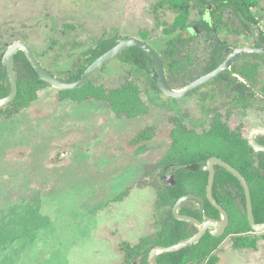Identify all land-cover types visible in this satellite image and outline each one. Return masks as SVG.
<instances>
[{
    "label": "rangeland",
    "instance_id": "374dc122",
    "mask_svg": "<svg viewBox=\"0 0 264 264\" xmlns=\"http://www.w3.org/2000/svg\"><path fill=\"white\" fill-rule=\"evenodd\" d=\"M257 3L262 17L247 26L231 10L212 6L215 39L233 50L264 36V0ZM196 5L188 7L186 26L203 17ZM177 16L172 0H0V61L11 43L23 41L65 81L88 62L84 50L101 38H140L157 52L177 34L189 38L185 30L168 32ZM215 39L197 31L178 47L192 66L167 77L171 88L182 90L200 77ZM249 53L235 60L258 63L257 82H247L255 94L244 107L234 99L233 76L171 98L115 57L91 74L92 83L112 88L132 80L146 113L117 115L105 101L61 98L49 84L25 108H0V264H137L132 247L154 237L173 208L158 202L157 191L176 168L159 162L176 142L178 123L205 130L190 134L189 143L207 151L219 147L206 130L215 111L227 113L233 105L232 123L264 127V56ZM238 237L254 246L236 247ZM152 247L144 248L147 255ZM215 254V264H264V230L229 234Z\"/></svg>",
    "mask_w": 264,
    "mask_h": 264
},
{
    "label": "trees",
    "instance_id": "16d2710c",
    "mask_svg": "<svg viewBox=\"0 0 264 264\" xmlns=\"http://www.w3.org/2000/svg\"><path fill=\"white\" fill-rule=\"evenodd\" d=\"M172 3L177 10L178 16L174 25L168 31L170 33L175 32L177 29H186L185 21L188 7L194 3H197V9L202 10V13L205 12L206 19H199L198 22L202 26L201 29L212 36V38L214 37L208 26L213 13V11H209L210 6H215V9H230L233 16L245 26L250 23H257L258 19L262 17L257 0H172ZM208 4L209 6L206 8ZM256 37L264 42L262 33H259ZM187 40H190V38L177 34L167 42L161 51L157 52L163 62L167 77L180 73L185 68L186 62L191 63L189 57H179L178 55L180 54L177 53L178 47ZM115 43V37L101 38L94 46L84 50L83 54L89 57L88 62L84 66L79 67L77 72L68 76L65 81L77 80L92 61L113 47ZM210 46L211 53L206 71L216 68L224 59V54L228 52L222 51L220 43L216 41ZM249 54L253 57L260 56L256 53ZM117 57L132 68L144 72L148 79L153 82L150 73L154 69V63L143 49L133 46ZM13 62L17 94L8 105L10 107L13 106V111H17L27 107L31 101L35 100L37 98V90L47 83L38 77L23 51H16ZM232 73L239 74L244 79H255L258 74V63L256 61H246L237 65L234 62L230 69L219 74L214 80H226ZM239 86L245 85L240 81ZM9 92L10 85L7 73L0 61V97L8 95ZM59 94L61 98H69L75 102L88 99L105 101L115 114L128 117H136L146 113L148 110L147 105L140 96L139 87L132 80H128L118 87L105 88L102 85L92 83L89 77L80 88L59 90ZM222 125L219 119L211 123L208 131H210L209 134L214 139L213 147L216 144L219 147L208 148L209 150L207 151L201 146L196 147L197 150L190 149L189 135L194 134L197 136V133L185 129L183 125L178 123V129L175 132L176 142L166 151L159 162L161 167L175 164L176 168L173 172L175 183L173 185L164 183V186L157 191L158 202L164 205L170 204L173 207L182 195L193 194L204 199V211H200L197 202L187 200L180 205L179 214L191 216L199 221H202L205 217L220 219V212L211 205L206 197L208 171L203 170L206 158L216 156L237 169L245 178L250 190L255 223H263L264 173L261 174V170L264 172V152H255L239 131L230 132L224 128L222 129ZM256 161L258 162V167L254 164ZM211 190L215 200L225 209L228 215V224L224 232L214 235L210 231H206L196 243L175 252L159 253L156 256L157 264H215L217 261L215 251L227 235H241L252 231L246 217L244 192L239 180L225 168L215 165V177ZM197 231L198 227L196 225L177 219L172 210H170L160 221L159 231L154 237H143L132 247L131 259L132 261L139 259L137 264H149L147 251L144 249L148 244L150 247L155 245H173L191 237ZM247 240L248 238L244 237V239H241L238 237L234 245L236 247L254 246L253 242H248Z\"/></svg>",
    "mask_w": 264,
    "mask_h": 264
},
{
    "label": "water",
    "instance_id": "95a60500",
    "mask_svg": "<svg viewBox=\"0 0 264 264\" xmlns=\"http://www.w3.org/2000/svg\"><path fill=\"white\" fill-rule=\"evenodd\" d=\"M195 29V27H191V29ZM193 31V30H192ZM193 33V32H192ZM139 47L143 49L152 59L154 63V69L150 73V76L152 79H154V82L157 86V88L165 94L166 96H169L171 98H184L188 96L195 88L198 86L208 82L209 80L213 79L217 75H219L221 72H223L225 69L230 68L231 63L235 59V57L242 52H255L259 54H264V45L261 47L249 45V46H238L235 47L232 52L226 57V59L221 62L216 68L208 72L207 74L200 76L193 81H191L187 86H185L182 90H175L171 88L167 82V78L165 75V71L163 68L162 60L157 53V51L146 41L135 38V37H119L116 39V43L113 47L108 49L106 52H104L102 55H100L98 58H96L94 61H92L83 71V73L80 75V77L71 82L62 81L61 79L53 76L47 69H45L37 60L35 57L31 47L27 45L23 41H14L11 43L6 50L3 53L1 64L6 70L7 78L10 85V92L8 95L4 97H0V108L3 106L9 104L12 102L17 94V82H16V74L14 70V62L13 57L17 50H21L25 53L26 58L33 68V70L36 72L38 77L49 84L50 86L57 88L59 90H73L76 88L81 87L91 76L93 72L107 64L110 60L117 57L119 54H121L123 51L130 47ZM256 133L264 134V128L262 127H255L250 131L249 137H248V145L254 150V151H262L264 152V145L258 143L254 135ZM219 165L223 168H225L228 172H230L234 177H236L243 189L244 192V198H245V210H246V217L247 220L251 226V228L255 231H263L264 230V222L257 224L255 223V219L253 216L252 211V203H251V197H250V190L249 186L245 180V178L242 176V174L235 169L233 166H231L229 163L224 161L221 158L210 156L206 160V164L203 166V170L208 171V177H207V185H206V197L208 201L213 205L219 212H220V219L215 218H209L205 217L202 221H199L198 219H195L191 216L187 215H181L178 213V209L180 205L187 200H193L199 204L200 211H204V199L201 197H198L193 194H185L182 195L174 204L172 208V212L174 216L179 220H184L187 222H191L194 225L198 227V231L192 235L189 238H186L176 244L169 245V246H162V245H155L153 246L148 255L147 260L149 264H157L156 256L159 253L163 252H175L178 251L186 246H189L193 243H196L205 233L206 231H210L214 235H219L224 232L227 224H228V215L225 209L214 199L212 195V184L215 177V171L214 166ZM255 166H258V162H255ZM263 173V171H262ZM163 181L165 184L173 185L175 183L173 176H164ZM216 225L214 229H211L212 226Z\"/></svg>",
    "mask_w": 264,
    "mask_h": 264
},
{
    "label": "flooded vegetation",
    "instance_id": "af4514ba",
    "mask_svg": "<svg viewBox=\"0 0 264 264\" xmlns=\"http://www.w3.org/2000/svg\"><path fill=\"white\" fill-rule=\"evenodd\" d=\"M208 6H209V4L208 5H206V8H208ZM212 6H210V8H211ZM209 8V9H210ZM224 9H228V8H224ZM224 9H218L219 11H221V10H224ZM230 10V9H229ZM232 12V11H231ZM233 15V14H232ZM202 19H206V15H205V12H203L202 13ZM208 19H209V17H208ZM208 26H209V28H210V31L212 32V34H213V37H214V34H216V33H218V30H219V24H214V23H212V20L210 19V23L208 24ZM195 27V29L193 28V29H191V27L189 26V25H187L186 26V29H185V31L187 32V34L189 35L188 37L190 38H192V36H194L196 33H197V31H204L203 29H201V25H200V23L197 21V23H196V26H194ZM216 29V30H215ZM193 30V31H192ZM193 32V33H192ZM191 33V34H190ZM208 34V33H207ZM210 36V35H209ZM214 39H215V37H214ZM189 41V40H188ZM215 41L217 42V43H220V45H221V47H222V51H228V52H226L225 54H224V59L222 60V62L226 59V57L232 52V50H228L226 47H225V44L223 43V42H221V41H217L216 39H215ZM252 44H253V46H257V47H261L262 45H264V42L263 41H261L259 38H255L254 36H253V38H252V42H251ZM210 53H211V49H210V52H209V56H210ZM243 53V52H242ZM251 53H255V52H251ZM241 53H239L236 57H235V59L233 60V62L231 63V65H230V68H231V66H232V64L235 62V60L239 57V55H240ZM256 54H259V53H256ZM260 56H264V54H259ZM251 56V55H250ZM260 56H255V57H260ZM254 57V58H255ZM209 57H208V60H207V62H206V64L204 65V67L202 68V73L200 74V76H203V75H205V74H207L208 72H210V71H206V68H207V65H208V61H209ZM162 64H163V62H162ZM192 65L190 64V63H188V62H186V65H185V68H187V69H189L190 67H191ZM163 68H164V65H163ZM230 68H228V69H230ZM228 69H225L224 71H226V70H228ZM164 71H165V68H164ZM223 71V72H224ZM166 72V71H165ZM223 72H221V73H223ZM220 73V74H221ZM165 75H166V73H165ZM218 76V75H217ZM216 76V77H217ZM233 76V80H235L236 81V86H235V88H234V90L235 91H233L232 93H233V95H235V97H234V99L236 100V102L238 103V105H240V106H242V107H244V106H246L248 103H250L252 100H253V96H254V91H252V89L249 87V85L247 84V82H257V80H258V74H257V77L255 78V79H244V78H242L239 74H236V73H232V75H230V77H232ZM151 77V76H150ZM216 77H214L213 79H211V80H209L208 82H206V83H204V84H202V85H200V86H198L197 88H195L194 90H197L198 88H200V87H202V86H204L205 84H207V83H210V82H212ZM229 77V78H230ZM166 78H167V75H166ZM229 78H227L225 81H227ZM196 79V78H195ZM192 80V79H191ZM190 80V81H191ZM219 80H221V79H219ZM152 81H153V85H154V87L158 90V91H160L158 88H157V86H156V84H155V82H154V79H152ZM193 81V80H192ZM243 82L244 83V85L245 86H242V87H240L239 86V82ZM167 82H168V79H167ZM189 84V83H188ZM170 86V85H169ZM59 90V89H58ZM193 90V91H194ZM192 91V92H193ZM264 92V91H263ZM263 95H264V93H263ZM84 101V100H83ZM77 102V101H76ZM80 102H82V101H80ZM79 103V102H78ZM230 109H229V111L227 112V113H220L219 111H215V113L213 114V116H212V120H211V122H213V121H215L216 119H219V121L223 124V125H227L228 127H229V131L230 132H240L241 133V135L243 136V137H245L246 138V140H247V142H248V137H249V134H250V131L253 129H250V130H245V128H246V126H245V123H243L242 121H240V122H238V123H232L231 122V118H232V116L234 115V112H235V110H236V108L233 106V105H231V107H229ZM211 122H210V125H211ZM189 129L188 130H192V131H194L195 133L197 132L193 127H189V126H187ZM258 127H260V126H258ZM209 128H210V126L206 129V130H209ZM262 128H264V127H262ZM203 131H205V130H203ZM203 131H200V132H197V134H200L201 132H203ZM254 138H255V140L258 142V143H260V144H263L264 145V134H261V133H256L255 135H254ZM255 152H262V151H255ZM216 157V156H215ZM218 158H220V157H218ZM222 159V158H221ZM206 160H207V158H206ZM205 164H206V162H205ZM255 164V163H254ZM175 164H169V165H166L165 166V168L168 166V167H172V166H174ZM258 167V166H257ZM214 171H215V166H214ZM264 173V172H263ZM262 173V170H261V174H263ZM212 191V190H211ZM215 199V198H214Z\"/></svg>",
    "mask_w": 264,
    "mask_h": 264
}]
</instances>
